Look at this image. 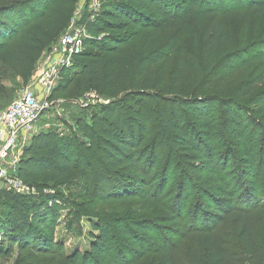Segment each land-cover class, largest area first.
Segmentation results:
<instances>
[{
    "label": "trees",
    "instance_id": "trees-1",
    "mask_svg": "<svg viewBox=\"0 0 264 264\" xmlns=\"http://www.w3.org/2000/svg\"><path fill=\"white\" fill-rule=\"evenodd\" d=\"M17 2L0 6V78L27 80L69 24L74 2ZM239 2L108 0L105 3L103 0L98 15L87 24L88 38L83 52L76 57L72 69L62 71L52 99H58L69 87L76 70L74 98L94 92L108 102L101 107L91 127L81 126L80 121L78 124L84 129L90 149L98 155L104 175L98 179L90 163L83 164L80 157L73 156L71 142L57 129H50L35 135L25 147L18 172L21 181L29 187L57 190L81 179L85 182L87 202L94 206L134 204L140 211L155 215L160 204L143 179H135V174L157 169L159 157L166 152L167 164L162 175L172 170L177 157L167 148L188 149L214 158L220 147L213 138L221 126L225 137L242 145L247 160L257 162L252 153L257 134L249 127L246 114L234 98L241 97L257 115L264 116V91L252 95L260 83L254 72L257 67H264V47L229 49L232 20L242 9L239 7L246 6V16L261 15L264 0ZM205 26L213 28L212 34L191 61L184 40H194L195 29ZM237 53L246 55L239 57ZM235 87L237 96L230 95ZM242 92L245 93L240 96ZM133 99L145 100V106L138 111L126 107ZM159 101L161 111L150 113ZM210 104L223 106L225 121L216 117ZM141 110L147 111L141 115ZM189 119L194 122L193 128ZM153 122L167 134L166 139L161 142L154 138L138 149ZM261 145L264 149V142ZM113 171L128 172L127 178L113 181L110 178ZM208 176L222 182L214 171H209ZM232 190L235 191L230 183L222 182L216 191L215 204L203 210V215H197L201 207L195 205L197 209L190 213L191 223L183 224L189 230V244L173 249L166 245L163 254L168 264H183L185 254L194 264H264V201L253 198L246 190L242 194L246 198L242 200L238 191ZM0 195L9 206L3 237L18 247L42 239V247L50 250L53 231L61 219L59 197L44 193L37 201L31 199L27 203L25 195L6 190L0 191ZM104 211L107 214L102 213L106 215L101 219L94 210L89 216L92 221L88 249L67 257L69 264H129L132 250L143 247L138 235L156 234L155 225L147 217L127 220L108 217L109 208ZM182 214L183 209L176 208V220ZM114 232L131 243L133 249L120 244L122 240L115 238Z\"/></svg>",
    "mask_w": 264,
    "mask_h": 264
},
{
    "label": "rangeland",
    "instance_id": "rangeland-1",
    "mask_svg": "<svg viewBox=\"0 0 264 264\" xmlns=\"http://www.w3.org/2000/svg\"><path fill=\"white\" fill-rule=\"evenodd\" d=\"M15 1L26 0H0V6ZM233 1L241 3L239 2L241 0ZM242 1L244 2V0ZM73 2L71 20L57 38H60L76 27L75 23L78 21H81V23L87 21V19L85 20L84 6H82L80 0H73ZM106 2L108 3V0H105ZM241 6L239 8L242 9L236 12L235 18L232 20V46L229 50H242L247 46H250V49L253 50L264 47V13L261 15L251 13L246 16V6L243 4ZM229 7L233 8V6ZM212 31L213 28L209 29L205 26L195 29L194 40L185 38L184 47H186L191 61V57L198 54L207 45ZM46 54L39 60L31 78L29 77L27 80L17 77L0 78V114L4 113L20 94L34 83L39 73L38 68ZM237 54L239 57H243L245 53ZM76 73L77 71L74 70L69 87L65 88V91L61 93L58 99H54L63 101L60 107V114L51 113L44 118L42 120L43 128L41 132L57 129L64 139L71 142L73 156L80 157L83 164L86 162L90 163L93 173L99 179L104 174L101 171L98 155H95L90 149V142L84 136V129L81 126L91 127L93 119L98 117L101 107L106 106L108 102L103 100L94 106L87 108L80 107L78 103L81 98H74ZM254 75H259L260 83L253 89L252 95L264 91V67H257ZM236 89V87L233 88L230 95L237 96L235 94ZM243 93L245 92H242L240 96ZM234 99L241 105L243 109L242 113L246 114L249 127L257 134V143L252 152L255 154L257 162L250 163L247 160V154L243 150L242 145L225 137L223 127L221 126L218 127L217 133L213 138L214 143L220 147V152L216 153L214 158L210 154L209 156L196 154L188 149L167 148V151L177 157L176 164L172 170H166V174L162 175L167 164L166 152L159 157L157 169H148L145 174L143 172L135 174V179H143L144 183L147 184V189L156 196L160 204L159 210L155 215H148L140 211L134 204L132 206L131 204H127L126 206L118 205L113 207L101 206V204L94 206L92 203L87 202L88 199L84 195L85 182L81 179H75L70 186H62L57 190L46 186H42V189H37L32 185V187L28 186L29 194L25 195L27 203L31 199H33L31 201H37L38 196L44 193H50L59 197L62 208L60 211L61 219L53 231L52 239L54 242L50 250L42 247V239H33V241L31 240V245L18 247L3 237L4 232L2 229H4L9 206L4 203L0 195V264H69L66 260L67 257H71L77 251L83 252L88 249V236L91 231L90 221H92L89 216L93 213V210L95 215H99L101 219L104 217L103 215L107 214L104 211L107 208L110 210L108 217L118 216L135 221L148 218L156 227V234L148 235L143 233L138 235L143 247L142 249L132 250L133 252L129 256V264H168L163 254L167 248L166 245L173 249L179 245L189 244L187 239L189 230L183 224L187 223L188 225L191 223L193 216L190 213L193 212L195 205L197 208L201 207L197 211V215H203L205 214L203 210L215 204V199L218 197L216 191L222 182L230 183L232 189H235L241 195L242 200L246 198V195L242 196L246 190L253 198L256 199L257 197V199L264 201V149L261 145L264 142V116L257 115L253 111V108L245 105V100L241 97H235ZM135 100H129L125 106L131 107L135 111L145 106V100ZM213 106V104H210L209 107ZM214 108L216 110V117L225 121L223 106L219 104L214 106ZM161 109L162 102L159 101L157 106L155 105V107L151 108L150 113L153 111L160 112ZM146 111L141 110L140 114L143 115ZM79 121L81 126L78 125ZM189 125L191 126L190 128L194 127V122L191 119H189ZM149 130L150 133L142 138L143 141L139 142L138 149L146 147L154 138L157 141L163 142L167 137V134L155 122L149 125ZM199 136H196V138H199ZM209 171H214L222 182L211 180L208 176ZM126 173L123 171H113L110 178L113 181H117L119 178L126 179ZM2 187L0 183V191L3 190ZM187 197L190 198L189 201L185 200ZM178 207L183 209V214L181 219L176 220V208ZM170 210H173L174 213ZM210 211L212 212V210ZM114 236L117 239H121L117 232H114ZM121 240L120 244H123V246L127 245L128 249H133L131 243L129 244L123 239ZM143 251H145L144 254H142ZM182 262L183 264H194L186 254L183 256Z\"/></svg>",
    "mask_w": 264,
    "mask_h": 264
},
{
    "label": "built area",
    "instance_id": "built-area-1",
    "mask_svg": "<svg viewBox=\"0 0 264 264\" xmlns=\"http://www.w3.org/2000/svg\"><path fill=\"white\" fill-rule=\"evenodd\" d=\"M103 0H80L87 23L78 21L76 27L62 35L51 47L38 68L34 83L24 90L14 103L0 114V183L3 190L28 195V186L19 178V165L25 147L41 132L42 120L51 113L60 114L62 100L52 99L63 70H70L84 50L88 38L87 24L98 15ZM103 100L88 92L79 101L82 108Z\"/></svg>",
    "mask_w": 264,
    "mask_h": 264
}]
</instances>
